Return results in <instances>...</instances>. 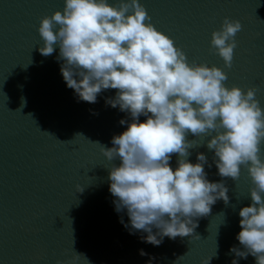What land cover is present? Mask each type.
Here are the masks:
<instances>
[{"label": "water", "instance_id": "95a60500", "mask_svg": "<svg viewBox=\"0 0 264 264\" xmlns=\"http://www.w3.org/2000/svg\"><path fill=\"white\" fill-rule=\"evenodd\" d=\"M142 2L151 22L174 38L190 62L224 67L229 87H256L264 106V0ZM63 7L64 0H0V264H57L73 244L91 264H147L152 256L153 264H203L209 257L210 264H231L230 248L242 247L236 239L239 211L251 204L254 186L246 168L238 180L227 179L229 202L220 199L210 214L196 218L199 236L165 237L154 246L121 223L129 217L115 210L109 191L110 167L120 161H109L102 145L112 147L113 136L127 127L121 119L130 117L106 104L115 89L99 94L96 103L78 100L63 79L59 48L49 56L39 51L41 18ZM226 16L243 25L231 68L211 45ZM188 139L198 144L189 159L195 163L204 152L212 164L205 165L208 178L223 179L208 137L189 133ZM177 158L173 154V167ZM240 264H255V257Z\"/></svg>", "mask_w": 264, "mask_h": 264}, {"label": "clouds", "instance_id": "9594fccd", "mask_svg": "<svg viewBox=\"0 0 264 264\" xmlns=\"http://www.w3.org/2000/svg\"><path fill=\"white\" fill-rule=\"evenodd\" d=\"M151 19L142 0H64L62 10L41 18L39 51L49 56L59 48L63 79L78 100L96 103L99 94L115 89L106 104L130 117L121 119L127 127L113 136L112 147L101 144L109 161H120L110 167L109 191L115 210L127 212L129 221L121 217V223L130 234L140 232L141 240L154 246L165 237L194 235L196 218L210 214L220 199L228 203L227 179L238 180L246 168L254 186L251 204L239 211L236 239L242 247L230 248L235 254L231 264L249 255L255 264H264V106L257 88L229 87L224 67L190 62ZM242 26L226 16L212 33V48L227 68ZM189 133L208 137L207 148L223 179L208 178L205 165L212 164L204 152L195 163L189 159L198 145ZM173 154L178 156L175 167ZM140 255L149 253L140 249ZM57 264L91 261L73 244L68 258Z\"/></svg>", "mask_w": 264, "mask_h": 264}]
</instances>
